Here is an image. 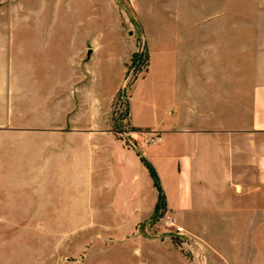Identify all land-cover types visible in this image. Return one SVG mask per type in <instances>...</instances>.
<instances>
[{
  "label": "rangeland",
  "instance_id": "rangeland-1",
  "mask_svg": "<svg viewBox=\"0 0 264 264\" xmlns=\"http://www.w3.org/2000/svg\"><path fill=\"white\" fill-rule=\"evenodd\" d=\"M1 4L0 15L29 17L11 25L13 62L50 64L55 70L51 80L56 81L58 70L65 72L68 109L85 99L89 104L92 78L98 131H113L125 145H131L127 141L131 138L138 147L150 146L147 139L157 133L136 126L134 119L140 116L139 121L154 124V104L145 99L161 103L185 96L193 59L196 65L209 64L212 76L220 64L226 65L229 86L235 33H242L245 99L250 93L252 52L255 61L261 51L264 55V0H5ZM9 101L1 99L5 111ZM18 101L13 123L4 119L3 137L8 142L11 135L6 131L26 127L28 109L37 106L27 104V99ZM29 113L33 126L38 113ZM3 150L10 153V147ZM146 168L158 200L152 218L132 230L124 219L97 208L88 194L81 198L74 193L70 184L60 208L55 205L58 200L46 199L45 206L30 215L34 210L26 184L2 183L0 178V264H208L201 232L187 228L186 215L166 214L158 175L154 168L155 174ZM177 227L184 233L178 234ZM217 261L215 257L211 262Z\"/></svg>",
  "mask_w": 264,
  "mask_h": 264
},
{
  "label": "crops",
  "instance_id": "crops-1",
  "mask_svg": "<svg viewBox=\"0 0 264 264\" xmlns=\"http://www.w3.org/2000/svg\"><path fill=\"white\" fill-rule=\"evenodd\" d=\"M28 18L0 15V178L2 183L26 184L34 210L28 214H36L46 199L58 200L60 208L70 184L81 198L88 194L97 208L127 221L128 230L135 229L152 218L158 200L144 158L158 175L166 214L186 215L187 228L201 232L208 264L215 257L217 264H264V55L261 51L255 61L253 39L245 99L243 34L238 31L229 86L226 65L220 64L218 75L212 76L209 64L196 65L193 59L185 96L161 103L145 99L154 104V124L139 121L140 116L134 124L154 128L160 142L138 147L125 145L113 131L99 133L92 78L89 104L85 99L68 109L65 72L59 69L56 81L51 80L55 70L50 64L13 62L11 25ZM51 82L54 87L47 89ZM1 99H10L8 111ZM18 99H27V104L35 99L31 103L36 108L28 111L38 113L37 123L30 124L28 112L26 127L6 131L8 142L4 119L13 123Z\"/></svg>",
  "mask_w": 264,
  "mask_h": 264
},
{
  "label": "built area",
  "instance_id": "built-area-1",
  "mask_svg": "<svg viewBox=\"0 0 264 264\" xmlns=\"http://www.w3.org/2000/svg\"><path fill=\"white\" fill-rule=\"evenodd\" d=\"M126 132H121V137L125 134ZM124 138V137H123ZM127 141H129L131 144H132V140H131V138H128V140ZM160 142V137H159V135H151V137H149L148 139H147V143H148V145H154V144H157V143H159ZM177 233L178 234H183L184 233V230H183V228H181V227H177Z\"/></svg>",
  "mask_w": 264,
  "mask_h": 264
},
{
  "label": "trees",
  "instance_id": "trees-1",
  "mask_svg": "<svg viewBox=\"0 0 264 264\" xmlns=\"http://www.w3.org/2000/svg\"><path fill=\"white\" fill-rule=\"evenodd\" d=\"M142 161H143V163H145V165H147V167L149 168V170L151 171V173H152V174H155L153 168L150 167L148 161H147L146 159H144V158H142ZM155 176H156V175H155Z\"/></svg>",
  "mask_w": 264,
  "mask_h": 264
}]
</instances>
